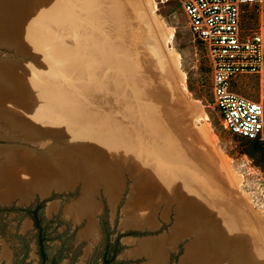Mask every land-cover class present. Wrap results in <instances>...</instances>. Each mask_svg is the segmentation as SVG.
I'll return each mask as SVG.
<instances>
[{"label": "rangeland", "instance_id": "374dc122", "mask_svg": "<svg viewBox=\"0 0 264 264\" xmlns=\"http://www.w3.org/2000/svg\"><path fill=\"white\" fill-rule=\"evenodd\" d=\"M79 1L0 0V185L8 184L0 187V264H249L229 237L223 250L206 251L210 236L216 231L219 239L226 227L218 214L237 216L241 209L249 211L240 217L244 232L264 249L255 217L264 221V142L223 128L212 104L208 58L182 9L175 0H120L132 15L126 26L134 47L117 54L104 23L78 14ZM246 19V28H264V6L251 7ZM115 26L116 19L110 30ZM150 45L172 75L164 77ZM128 57L144 77L163 74L149 99L175 134L201 151L202 161L182 145L168 151L150 127V112L137 108L130 85L122 83L130 76L121 63ZM246 78L238 91L258 99L256 83ZM198 194L213 219L190 215Z\"/></svg>", "mask_w": 264, "mask_h": 264}, {"label": "built area", "instance_id": "2783aa9c", "mask_svg": "<svg viewBox=\"0 0 264 264\" xmlns=\"http://www.w3.org/2000/svg\"><path fill=\"white\" fill-rule=\"evenodd\" d=\"M208 58L212 104L232 135L264 142V28H246L249 9L264 0H175ZM250 76L258 99L239 88Z\"/></svg>", "mask_w": 264, "mask_h": 264}, {"label": "bare ground", "instance_id": "6f19581e", "mask_svg": "<svg viewBox=\"0 0 264 264\" xmlns=\"http://www.w3.org/2000/svg\"><path fill=\"white\" fill-rule=\"evenodd\" d=\"M121 1L120 0H80L78 3H77V5H76V11L78 12V14H82L83 16H88V17H90V18H92L93 20H94V22L95 23H104V25L106 26L105 28H107V35H106V42L108 41V42H110V44L112 43V45H111V52H113V53H117V54H125V53H129L130 51H131V48H133L134 47V45L129 41V38H128V34L129 33H133V30H131V29H129L127 26H126V24H128V23H130L131 22V19H132V15H131V13H130V10L129 11H126V10H124V8H122V6H121ZM135 3V2H134ZM68 5V4H67ZM48 6H50L49 4H48ZM135 6V5H134ZM48 8V7H47ZM50 8V7H49ZM45 10H46V7L44 8ZM43 9V10H44ZM65 11V10H64ZM13 12V11H12ZM11 12V13H12ZM44 12V11H43ZM67 12H69V11H67ZM66 12V13H67ZM70 13V12H69ZM77 14V13H76ZM6 15V14H5ZM12 15H14V14H12ZM8 16V15H7ZM42 16V15H41ZM67 16H68V13H67ZM9 18V17H8ZM48 18V17H47ZM11 19H12V16H11ZM116 19V26L113 28V29H111L110 30V27H111V25L113 24V22H114V20ZM50 21V20H49ZM48 21V22H49ZM66 21V20H65ZM68 21H69V19H68ZM44 22V21H43ZM73 21L71 20V23H72ZM50 23V22H49ZM48 23V24H49ZM70 22H69V24H71ZM44 24H46V23H44ZM52 24V23H51ZM62 24V23H61ZM67 24V23H66ZM74 24V23H73ZM72 24V25H73ZM88 24V23H87ZM56 25V24H55ZM59 25H60V23H59ZM89 25V24H88ZM53 26V25H52ZM64 26V25H63ZM44 27V26H43ZM59 27V26H58ZM57 27V28H58ZM72 27V26H71ZM55 28H56V26H55ZM54 28V30H57V29H55ZM94 29V28H93ZM44 30V29H43ZM66 30V29H65ZM45 31V30H44ZM78 31H79V29H78ZM81 31V30H80ZM98 31V30H97ZM57 32H59V29H58V31ZM96 32V31H95ZM48 33V32H47ZM60 33V32H59ZM85 33V32H84ZM100 34V33H99ZM106 34V33H105ZM48 35H50V34H48ZM79 36V35H78ZM98 36V35H97ZM55 38V37H54ZM81 38H82V35H81ZM99 38V37H98ZM111 38H113V39H116L117 40V42H118V44L116 43V42H114V40L113 39H111ZM102 39V38H101ZM100 39V40H101ZM84 40V39H83ZM96 41V40H95ZM81 42V41H80ZM85 43H87V42H85ZM99 43H101L100 41H99ZM98 43V44H99ZM77 44V43H76ZM105 44V43H104ZM83 45V44H82ZM86 46H87V44H86ZM85 47V46H84ZM104 47V46H103ZM82 48V47H81ZM106 48V47H105ZM21 49V48H20ZM23 49V48H22ZM69 49H70V47H69ZM38 50V49H37ZM105 50V49H104ZM20 51H22V50H20ZM68 51H70V50H68ZM80 51H81V49H80ZM98 51V50H97ZM148 51L153 55V56H155L157 59H158V63H159V65H160V68H161V70H162V72H163V74H164V77L165 76H170V75H172V71H170L164 64H163V62H162V60H161V58H158L159 56H160V50L158 49V48H155L154 47V45L153 46H149L148 47ZM93 52V51H92ZM94 52H96V50L94 51ZM102 52V51H101ZM88 53V52H87ZM98 53V52H97ZM96 53V54H97ZM73 54V53H72ZM110 54V53H109ZM70 55H71V53H70ZM78 55H80V54H78ZM90 55H93V54H90ZM101 55H103V54H101ZM69 56V55H68ZM84 56V55H83ZM105 56V55H104ZM107 57H108V55H107ZM106 57V58H107ZM66 59V58H65ZM77 59V58H76ZM83 59V58H82ZM78 60H79V58H78ZM81 60V59H80ZM110 60V59H109ZM106 61V60H105ZM108 61V60H107ZM101 62V61H100ZM112 61H110V63H111ZM94 63V62H93ZM122 67H123V69L125 70V71H128V73H129V77L128 78H126V79H124V81L122 82V83H125V86H128V85H130V89H132V91H131V93L133 94V96H134V102H136L137 100L139 101V103L137 104V105H139L137 108H141V106L142 105H144L145 107L144 108H146L149 112H150V114H151V119H153V121L151 122L152 124H150V127H152V129L153 130H155V134H157V136L163 141V145L168 149V151H171V152H173V149H174V147L175 146H177V145H182V146H184L185 148H187V149H189L190 150V152H193V155H194V153H195V155L197 154L198 155V157L199 156H201V155H203L202 153H201V151H199L198 149H197V147H190L188 144H189V142L188 141H186V142H188V143H184L176 134H175V131H174V129H173V127L168 123V121H167V119H165L164 118V116L159 112V110H157L156 109V106H154V104L152 103V100H150L149 98H150V96H154V93L155 92H153V89H154V91L156 90V86L153 88L151 85L152 84H158V80H157V78L159 79V77H163V74L160 76V75H156V74H153L152 76H148V78L146 77V75H145V77H144V75L139 71V69L140 68H138L139 67V65H138V62L137 61H132L129 57H128V59H123L122 60ZM96 64V63H95ZM141 64V63H140ZM62 68V67H61ZM72 68V67H71ZM93 68H94V66H93ZM147 68V67H146ZM82 70V69H81ZM81 70L79 69V71L81 72ZM89 70V69H88ZM149 70H150V68H149ZM92 71V70H91ZM146 71V70H145ZM91 73V72H90ZM127 73V74H128ZM159 73V72H158ZM82 74L84 75V73H83V71H82ZM81 74V75H82ZM36 75V74H35ZM80 75V76H81ZM97 75V74H96ZM37 76V75H36ZM31 77V76H30ZM38 77V76H37ZM154 77V78H153ZM41 78V77H40ZM93 78V77H92ZM91 78V79H92ZM100 79H101V76L99 77ZM104 78V77H103ZM166 78V77H165ZM32 79V78H31ZM86 79V78H85ZM90 79V80H91ZM149 79V80H148ZM103 80V79H102ZM33 81V80H32ZM42 81V80H41ZM101 82V81H100ZM96 83H99V82H96ZM44 84V83H43ZM71 84V83H70ZM87 84H88V82H87ZM89 84H90V81H89ZM128 84V85H127ZM71 86V85H70ZM87 86V85H86ZM89 87V86H88ZM100 87V86H99ZM129 87V86H128ZM138 89H140V90H138ZM41 88V87H40ZM79 88H81V87H79ZM87 87H85V89H86ZM34 89V88H33ZM17 90H18V88H17ZM164 90V89H163ZM16 91V90H15ZM32 91V90H31ZM152 92V93H151ZM100 94H101V92H100ZM104 94V93H103ZM103 94H101L102 96H103ZM113 94V93H112ZM107 95V94H106ZM111 96V95H110ZM114 96V95H113ZM117 96H119V94L117 95ZM28 97V96H27ZM32 97V96H31ZM123 97V96H122ZM130 97H132V96H130ZM129 97V98H130ZM29 99H30V97H28ZM89 98H90V96H89ZM93 98V97H92ZM95 98V97H94ZM93 98V99H94ZM80 99H82V98H80ZM84 99H85V97H84ZM113 99V98H112ZM118 99V98H117ZM123 99H125V98H123ZM32 100V99H31ZM35 100V99H34ZM83 100V99H82ZM120 100V99H119ZM126 100V99H125ZM136 100V101H135ZM33 101V100H32ZM85 101V100H84ZM83 101V102H84ZM98 101V100H97ZM132 101H133V98H132ZM132 103V102H131ZM102 104H103V102H102ZM130 104V102H128V105ZM123 105V104H122ZM126 105V104H125ZM100 106V105H99ZM105 107H107V106H105ZM129 107V106H128ZM132 108V107H131ZM130 109V108H129ZM103 110V109H102ZM116 110V109H115ZM118 110V109H117ZM109 111H111V110H109ZM113 111V110H112ZM119 111V110H118ZM131 111V110H130ZM131 112H133L134 114H136L137 112H135L134 110L133 111H131ZM79 113V112H78ZM119 113V112H118ZM148 113V112H147ZM79 114H82V112L81 113H79ZM120 114V113H119ZM166 114H167V118H170V117H168V113L166 112ZM9 115V114H8ZM12 115V114H11ZM112 115V114H111ZM122 115V114H121ZM138 116V115H137ZM6 117V116H5ZM18 117V116H17ZM166 117V116H165ZM124 118V117H123ZM18 119H20V118H18ZM32 119H34V118H32ZM173 119H175V118H173ZM172 119V120H173ZM177 119V118H176ZM178 119H180V118H178ZM36 120V119H35ZM150 120V119H149ZM7 121V120H6ZM15 121H17V120H15ZM20 121V120H19ZM18 121V122H19ZM22 121V120H21ZM20 121V122H21ZM181 122H182V120H180ZM185 120H183V122H184ZM24 122H26V119H25V121ZM75 122V121H74ZM73 122V123H74ZM27 123V122H26ZM64 123V122H63ZM127 123V122H126ZM28 124V123H27ZM72 124V123H71ZM117 124H119V123H117ZM182 124V123H181ZM19 125V124H18ZM30 125V124H29ZM141 125H143V124H141ZM184 125V124H183ZM69 126V125H68ZM67 126V127H68ZM76 126V125H75ZM127 126V125H126ZM178 126V125H177ZM188 125H186V127H187ZM24 127V126H23ZM30 127V126H29ZM43 127V126H42ZM42 127H41V129H42ZM82 127V126H81ZM130 127V126H129ZM133 127V126H132ZM143 127H144V125H143ZM33 128V127H32ZM38 128V127H37ZM36 128V129H37ZM123 128V127H122ZM140 128V130H141V126L139 127ZM181 128V127H180ZM185 128V127H184ZM34 130H35V128H33ZM32 129V130H33ZM182 129H183V126H182ZM187 129L189 130V127H187ZM29 130V129H28ZM33 130V131H34ZM139 130V131H140ZM41 131V130H40ZM39 131V132H40ZM123 131H125V130H123ZM128 131V130H127ZM136 131V130H135ZM138 131V132H139ZM31 132V131H30ZM35 133H37L36 131H34ZM34 132H32L31 134H33ZM38 132V133H39ZM142 132H143V130H142ZM182 132H186V130L185 131H183L182 130ZM190 132V131H189ZM197 132H199L200 133V130L199 131H196V133ZM127 133V132H126ZM194 133V132H193ZM195 133V134H196ZM123 134V133H122ZM121 134V135H122ZM134 134H136V132L134 133ZM189 134V133H188ZM187 134V132H186V135H188ZM36 135V134H35ZM138 135V134H137ZM179 135V134H178ZM184 136H185V133L183 134ZM192 135V134H191ZM120 136V135H119ZM136 136V135H135ZM144 136V135H143ZM183 136V137H184ZM193 136V135H192ZM196 136V135H195ZM136 137H138V136H136ZM145 137V136H144ZM181 137H182V135H181ZM188 138H190L191 140L194 138V136L191 138V137H188ZM116 139V138H115ZM184 139H186L185 137H184ZM77 141V140H76ZM41 143V142H40ZM193 143H194V141H193ZM98 144V143H97ZM159 144V143H158ZM162 144V143H161ZM160 144V145H161ZM42 145V144H41ZM146 145V144H145ZM151 145V144H150ZM149 145V146H150ZM194 145V144H193ZM97 147H99V146H97ZM101 147V146H100ZM204 147V146H203ZM84 148H87V147H84ZM84 148L82 149L81 148V150H84ZM144 148H146V147H144ZM153 148H154V146H153ZM180 148V147H179ZM61 149V148H60ZM88 149V148H87ZM182 149H184L183 147H182ZM203 149V148H202ZM60 151V150H59ZM98 151V150H97ZM99 151H101V150H99ZM166 151V150H165ZM175 151H177V149L175 150ZM183 151V150H182ZM104 152V151H103ZM151 153H153V152H151ZM185 153H186V151H185ZM209 153H211V152H209ZM188 154V153H187ZM86 155H89V154H86ZM104 155V154H103ZM110 155V154H109ZM179 155V154H178ZM186 155V154H185ZM192 155V153H191V156H193ZM196 155V156H197ZM181 156V155H180ZM164 157V156H163ZM184 157V156H183ZM186 157V156H185ZM23 158V157H22ZM36 158V157H35ZM155 158V157H154ZM178 158V157H177ZM189 158H191V157H189ZM29 159V158H28ZM74 159H75V157H74ZM107 159V158H106ZM115 159V158H114ZM169 159V158H168ZM191 159H193V158H191ZM195 159V158H194ZM199 159H200V157H199ZM71 159H69V161H70ZM86 160V159H85ZM196 160H198V158H196ZM208 160H213V159H211V158H208ZM74 161H76V159L74 160ZM107 161V160H106ZM200 161H202V159H200ZM86 162V161H85ZM170 162V161H169ZM198 162H199V160H198ZM213 162V161H212ZM215 162V161H214ZM31 163V162H30ZM72 162L70 161V164H71ZM108 163V162H107ZM184 163V162H183ZM192 163V162H191ZM201 163V162H200ZM216 163V162H215ZM26 164V163H25ZM55 164V163H54ZM87 164V163H86ZM90 164V163H89ZM157 164V163H156ZM190 164V163H189ZM213 164V163H212ZM217 164V163H216ZM21 165H23V164H21ZM202 165V164H201ZM201 165H199V163H196L195 162V165L194 166H196V168L197 169H201L202 170V167L203 166H201ZM218 165V164H217ZM93 166H95V165H93ZM110 166V165H109ZM137 166V165H136ZM183 166V165H182ZM66 167V166H65ZM112 167V166H111ZM115 167V166H114ZM118 167V166H117ZM73 168V167H72ZM139 168V167H138ZM194 168V167H193ZM87 169V168H86ZM204 169L206 170L207 169V167L205 166L204 167ZM88 170V169H87ZM116 170V169H115ZM191 170V169H190ZM66 171V170H65ZM98 171V170H97ZM204 171V170H203ZM207 171V170H206ZM214 171V170H213ZM215 171H216V169H215ZM214 171V172H215ZM55 172V171H54ZM99 172V171H98ZM118 172V171H117ZM151 172V171H150ZM153 172H155V171H153ZM67 173V172H66ZM66 173H65V175H66ZM93 173V172H92ZM116 173V172H115ZM159 174H160V172H158ZM194 173H195V171H194ZM206 173V172H205ZM209 173V172H208ZM216 173V172H215ZM118 174V173H117ZM218 174V173H217ZM62 175H64V174H62ZM64 175V176H65ZM119 175V174H118ZM150 175V174H149ZM157 175V174H156ZM94 176V175H93ZM183 176V175H182ZM213 176V175H212ZM215 176V175H214ZM62 177V176H61ZM91 177V176H90ZM150 177H151V175H150ZM181 177V176H180ZM221 178V177H220ZM5 179V178H4ZM49 179V178H48ZM98 179V178H97ZM162 179H164V178H162ZM38 180L39 179H37V182H38ZM154 180V179H153ZM180 180V179H179ZM184 180H186V179H184ZM218 181H220L219 179H217ZM34 181V180H33ZM32 181V182H33ZM42 181V180H41ZM52 181V180H51ZM51 181H49L50 182V184L52 183ZM55 181H59V180H55ZM65 181V180H64ZM160 181V180H159ZM188 181V180H187ZM5 182V181H4ZM4 182H2L1 183V185H0V187L1 186H8V184L6 185V183H4ZM94 182V181H93ZM162 182V181H161ZM182 182V181H181ZM221 182V181H220ZM44 183V182H43ZM91 183H92V179H88V185H91ZM148 183V182H147ZM165 183V182H164ZM174 183H176V182H174ZM5 184V185H4ZM16 184V183H15ZM52 184H54V183H52ZM51 184V185H52ZM185 184V183H184ZM29 185V184H28ZM39 185V184H38ZM37 185V186H38ZM41 185H43V184H41ZM49 185V184H48ZM50 185V186H51ZM94 185H95V183H94ZM164 185V184H163ZM187 185H189V183L187 184ZM40 186V185H39ZM84 186H85V184H84ZM83 186V187H84ZM99 186V185H98ZM172 187H173V185H171ZM192 186V185H191ZM190 186V187H191ZM35 187V186H34ZM54 187H58V186H54ZM115 187V186H114ZM113 187V188H114ZM171 187V188H172ZM187 187V186H186ZM14 188V187H13ZM42 188V187H41ZM50 188V187H49ZM111 188V187H110ZM143 188V187H142ZM194 188V187H193ZM32 189V188H31ZM36 189V188H35ZM83 189V188H82ZM98 189H100V188H98ZM159 189V188H158ZM182 189V188H181ZM196 189V188H195ZM26 190V189H25ZM83 190H85V189H83ZM114 190V189H113ZM192 190V189H191ZM2 191V190H1ZM9 190H6L5 192H8ZM12 191H13V189H12ZM185 191V190H184ZM14 192H16V191H14ZM18 192V191H17ZM31 192V191H30ZM82 192H84V191H82ZM166 192V191H165ZM197 192V191H196ZM29 193V192H28ZM89 193V192H88ZM92 193V192H91ZM117 193V192H116ZM186 193V192H185ZM8 194V193H7ZM7 194H5V195H7ZM10 194V193H9ZM31 194V193H30ZM166 194V193H165ZM168 194V193H167ZM196 194V193H195ZM4 195V194H3ZM84 195V194H83ZM134 195V194H133ZM162 195H163V193H162ZM15 196V195H14ZM115 196V195H114ZM113 196V197H114ZM10 197V196H9ZM88 197H90V196H88ZM189 197H190V195H189ZM151 199V198H150ZM2 200H4V199H2ZM83 200V199H82ZM81 200V201H82ZM112 200V199H111ZM80 201V202H81ZM180 201V200H179ZM188 201V200H187ZM191 201V200H190ZM89 202V201H88ZM152 202H154V201H152ZM195 203L193 204V209L191 210V213H190V215L192 216V217H194V218H200V219H213L215 216L212 214V212L210 211V207H209V203L208 202H206L204 199H203V197L201 196V194H198L197 195V197H196V200L194 201ZM190 203V202H189ZM76 204V203H75ZM80 204V203H79ZM83 204V203H82ZM82 204H81V206H82ZM86 204V203H85ZM187 204V203H186ZM77 205V204H76ZM94 205V204H93ZM96 205V204H95ZM170 205V204H169ZM168 205V206H169ZM190 205V204H189ZM189 205H187V206H189ZM90 206V205H89ZM91 207V206H90ZM155 207V206H154ZM179 207V206H178ZM190 207H191V205H190ZM127 208V207H126ZM144 208V207H143ZM157 208V207H156ZM153 209V208H152ZM178 209V208H177ZM158 210V209H157ZM181 210V209H180ZM80 211V210H79ZM214 211H215V209H214ZM75 213H76V211H75ZM167 213V212H166ZM178 213V212H177ZM188 213V212H187ZM217 213L218 212H215V215L217 216ZM79 214V213H78ZM91 214V213H90ZM89 214V215H90ZM247 214H249V211H247V210H245L244 212H243V210L241 209V211L238 213V215L236 216V214L233 212V211H225L224 213L223 212H221V213H219L218 214V219H222V220H224L225 221V224L224 225H226V227H224V228H222L223 229V234L222 233H220V235H219V239H218V237L217 238H213L214 237V234H216V236H217V233H216V231H215V233L213 234V236L211 235L210 236V239H209V243H208V245H209V247H208V249H207V251H206V253H208L209 255H211V254H213V250H212V246L213 245H217L218 246V248H220V249H222L223 250V247H224V244L227 242V241H229V240H233V241H235V243L233 244V246H237V243H240L241 245L238 247V249H239V251L241 252L240 254H242V257H250L249 259H248V262H249V264H259V262H260V259L262 260V262L264 261V249H263V247H262V244H263V241L261 240V241H259V240H257L256 238H254V237H252L251 235H249L248 233H245L244 231H245V228H244V223H243V221H242V219L240 218L242 215L243 216H245L246 217V215ZM75 215V214H74ZM80 215V214H79ZM91 216V215H90ZM133 216V215H132ZM190 216V217H191ZM214 216V217H213ZM130 217V216H129ZM256 217V220H257V226H258V228H259V230L262 232V234H264V221H263V219L259 216V215H257V216H255ZM88 218H89V216H88ZM93 218V217H92ZM126 218H128V217H126ZM131 218V217H130ZM90 219V218H89ZM140 219V218H139ZM181 219V218H180ZM91 220V219H90ZM122 220H124V219H122ZM144 220V219H143ZM126 221V220H125ZM133 221V220H132ZM146 221V220H145ZM135 222V221H134ZM188 222V221H187ZM128 223V222H127ZM157 224V223H156ZM188 224V223H187ZM206 224H207V222H206ZM247 224V223H246ZM250 223H248V225H246V227H248V228H252L253 227V225L251 224V225H249ZM143 225V224H142ZM183 225V224H182ZM135 226V225H134ZM195 227V226H194ZM212 227H214V226H212ZM181 228V227H180ZM215 229V228H214ZM213 229V230H214ZM220 229H221V227H220ZM222 229H221V231H222ZM192 230V229H191ZM216 230V229H215ZM189 232V231H188ZM212 232V231H211ZM227 237H229L230 239L228 240V238ZM158 238V237H157ZM170 238V237H169ZM204 240V239H203ZM218 241V242H217ZM159 242V241H158ZM156 243V242H155ZM165 243V242H164ZM205 243H207V242H205ZM145 244V243H144ZM157 244V243H156ZM165 245V244H164ZM171 245V244H170ZM146 246V245H145ZM158 246V245H157ZM155 247V249H154V254H156V256H157V254L159 255L160 253H159V247ZM173 246V245H172ZM142 247V246H141ZM150 247H152V246H150ZM190 247V246H189ZM146 248V247H145ZM157 248V249H156ZM166 248V247H165ZM198 248V247H197ZM196 248V249H197ZM147 249V248H146ZM152 249V248H151ZM163 248H161V251H163L162 250ZM188 249V248H187ZM202 249H203V251H204V249L205 248H203V247H201V249H200V252L202 253ZM148 250V249H147ZM153 251V250H152ZM196 251V250H195ZM197 251H199V250H197ZM196 251V252H197ZM204 251V252H205ZM134 252H136V251H134ZM139 253V252H138ZM205 253V254H206ZM189 254V253H188ZM193 254V253H192ZM194 254H195V252H194ZM151 255V254H150ZM197 255H198V253H197ZM189 256V255H188ZM191 256V255H190ZM151 257V256H150ZM165 257V256H164ZM163 257V258H164ZM191 257H193V256H191ZM196 257V256H195ZM200 257V256H199ZM201 258V257H200ZM160 260H161V258H160ZM164 261V260H163ZM183 261V260H182ZM245 264V263H244ZM246 264H247V262H246Z\"/></svg>", "mask_w": 264, "mask_h": 264}, {"label": "trees", "instance_id": "16d2710c", "mask_svg": "<svg viewBox=\"0 0 264 264\" xmlns=\"http://www.w3.org/2000/svg\"><path fill=\"white\" fill-rule=\"evenodd\" d=\"M43 255V254H42ZM43 257H44V255H43Z\"/></svg>", "mask_w": 264, "mask_h": 264}]
</instances>
